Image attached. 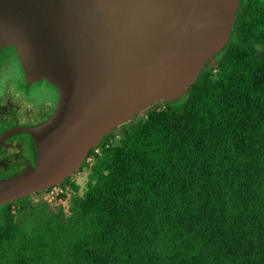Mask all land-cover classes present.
<instances>
[{
  "label": "trees",
  "instance_id": "1",
  "mask_svg": "<svg viewBox=\"0 0 264 264\" xmlns=\"http://www.w3.org/2000/svg\"><path fill=\"white\" fill-rule=\"evenodd\" d=\"M254 2L184 98L90 152L81 200L0 208V264H264V37L251 33L264 13Z\"/></svg>",
  "mask_w": 264,
  "mask_h": 264
},
{
  "label": "water",
  "instance_id": "2",
  "mask_svg": "<svg viewBox=\"0 0 264 264\" xmlns=\"http://www.w3.org/2000/svg\"><path fill=\"white\" fill-rule=\"evenodd\" d=\"M241 0H0V50L57 89L34 131L39 162L0 207L59 186L89 151L158 103L184 98L227 46Z\"/></svg>",
  "mask_w": 264,
  "mask_h": 264
},
{
  "label": "flooded vegetation",
  "instance_id": "3",
  "mask_svg": "<svg viewBox=\"0 0 264 264\" xmlns=\"http://www.w3.org/2000/svg\"><path fill=\"white\" fill-rule=\"evenodd\" d=\"M245 1L241 0L240 8ZM260 8L264 13V5ZM58 101L59 93L51 84L27 79L15 50H0V184L37 167L39 153L34 131L50 121ZM101 143L89 151L73 173L86 167L90 152H96ZM70 176L59 186L69 181ZM41 193L34 192L3 206L31 202Z\"/></svg>",
  "mask_w": 264,
  "mask_h": 264
},
{
  "label": "rangeland",
  "instance_id": "4",
  "mask_svg": "<svg viewBox=\"0 0 264 264\" xmlns=\"http://www.w3.org/2000/svg\"><path fill=\"white\" fill-rule=\"evenodd\" d=\"M263 5L264 0H255L254 2V6L257 9H261L260 7ZM251 33L257 34L260 37H264V19L262 17H260L258 23L252 27ZM212 76L213 79L216 78L214 74H212ZM158 104H160V108H163V103ZM144 113H142L140 116H143ZM118 131L119 128L114 131L117 135L115 138L116 141L120 139V132L117 133ZM100 152L101 149L98 148L95 154H99ZM93 164V157H89L86 167L80 172L73 173L69 178L68 184L56 188V190L53 191V194H49V192H43L32 198V205L37 206L38 204H43L47 206L49 210H54L57 208H65V210H67L73 201L81 200L85 196L88 186L91 183V168Z\"/></svg>",
  "mask_w": 264,
  "mask_h": 264
},
{
  "label": "built area",
  "instance_id": "5",
  "mask_svg": "<svg viewBox=\"0 0 264 264\" xmlns=\"http://www.w3.org/2000/svg\"><path fill=\"white\" fill-rule=\"evenodd\" d=\"M58 187H60V186L53 187L52 189H50V190H48L46 192H49V194H53V191L56 190V188H58Z\"/></svg>",
  "mask_w": 264,
  "mask_h": 264
}]
</instances>
